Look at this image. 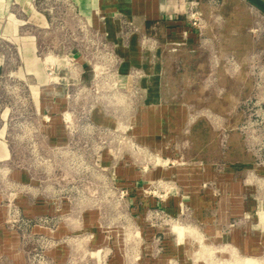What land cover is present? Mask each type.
<instances>
[{"label":"rangeland","instance_id":"rangeland-1","mask_svg":"<svg viewBox=\"0 0 264 264\" xmlns=\"http://www.w3.org/2000/svg\"><path fill=\"white\" fill-rule=\"evenodd\" d=\"M203 3L223 14L208 25L210 42L162 48L163 100L185 106L179 127L164 114L147 130L142 93L112 79L35 91L0 75V264H264V187L226 226L212 220L220 175L236 182L234 166L250 159L237 126L264 93V15L241 0ZM183 13L200 35L199 0ZM68 21L63 44L107 68L71 8ZM55 46L48 40V54Z\"/></svg>","mask_w":264,"mask_h":264},{"label":"crops","instance_id":"crops-1","mask_svg":"<svg viewBox=\"0 0 264 264\" xmlns=\"http://www.w3.org/2000/svg\"><path fill=\"white\" fill-rule=\"evenodd\" d=\"M31 0H17V12H1L5 21L0 28V39L7 45V50L0 52V75H8L14 80H23L30 90L48 91L49 63L59 61L63 54L72 56L78 62L77 79L82 84L89 83L92 77L90 69L91 57L86 52L68 50L63 41L68 36V13L70 9L63 7L61 1L50 5L46 0H37L35 7L29 5ZM189 0H72L76 14L86 20L91 28L101 33L103 38L114 47L119 57V73L124 81L135 83L142 93L136 105L142 106L140 120L158 122L164 114L174 118L175 127L181 126L185 119V106L181 103H165L162 88V48L166 43L183 42L185 38L170 28L165 32L166 25L171 17L184 20V8ZM61 2V3H60ZM208 23L214 24L215 19L223 22L222 13L211 11L209 5L199 0ZM241 2H243L241 0ZM210 4V3H209ZM243 4H246L243 2ZM248 14L253 10L243 7ZM60 10L65 18H57L51 11ZM72 11V10H71ZM59 20V27L50 28ZM137 29V30H135ZM48 40L55 42V48L48 54ZM187 44H201L198 35L191 34ZM111 47V46H110ZM61 77L65 80L59 87L64 90L66 81L70 82L69 70L62 68ZM44 100H48L47 97ZM34 97V104H36ZM212 128L224 127L225 118L220 117L219 123H214L210 117ZM150 128V127H149ZM238 133V132H237ZM180 134V132H179ZM240 136L241 134L238 133ZM243 141V137H242ZM244 142V141H243ZM243 144V143H242ZM244 153L249 160L234 166L240 176L236 182L230 179V174H221L218 179L221 196L217 202L219 210L212 211L217 217L219 227L226 226L233 217L243 215L253 207L252 196L256 187H264V169L255 168L254 158L247 151ZM213 168V166H210ZM238 191L240 193H238ZM238 193V194H237Z\"/></svg>","mask_w":264,"mask_h":264},{"label":"built area","instance_id":"built-area-1","mask_svg":"<svg viewBox=\"0 0 264 264\" xmlns=\"http://www.w3.org/2000/svg\"><path fill=\"white\" fill-rule=\"evenodd\" d=\"M57 1H61L63 7H68L69 9L71 8L73 9V11H75L72 0H55L54 3H52L51 0H46V2H49L50 5L57 4ZM36 4L37 0L29 1V5L32 7H35ZM0 9L1 12H6L7 14L19 11L17 0H0ZM51 13H53V11H51ZM76 15L79 16L78 14ZM4 21L5 17L2 15V13H0V28L2 27ZM79 22L81 30H85V32L89 33L91 36H94L97 40L100 41L101 44H103L105 50H103L101 58L108 59L109 63L107 68H102L101 66L94 68L91 65L90 69L93 75V79L91 81H93L94 79L97 81L101 79V77L104 79L108 78L112 79V85L114 88H119L121 90L126 89L127 91L132 90L139 93L135 83L124 81L121 78V75L117 68V65L119 64V57L117 56L114 47L103 38L99 31L91 28L86 20H82L79 17ZM169 22L173 23L172 25H170L172 30L177 34H181L185 38L183 42H186L188 37L193 34V29L196 28V22H192V17H188L187 21L185 19L181 20L179 19V17H171L169 19ZM198 36L201 39V29L200 35ZM176 44H179V42H176ZM62 68H66L67 70H69L70 78L72 79L70 82L66 81L65 90L69 91L71 88L73 89L76 87L79 90H86L88 88V85L82 84L77 79H74L77 78L78 75V62L68 54H63L59 61L49 63L47 72L48 84L54 85L56 87L65 82V80L60 75V71L62 70ZM260 87V84H258L257 90H259ZM247 102V105L250 106L251 104L252 107L248 108V110L246 111L247 113H245L241 124L237 126V130L243 137V141L247 151L254 158L255 168L264 169V93L259 92L255 97L249 99ZM209 116L215 119L214 123L220 122L219 116L212 113Z\"/></svg>","mask_w":264,"mask_h":264},{"label":"bare ground","instance_id":"bare-ground-1","mask_svg":"<svg viewBox=\"0 0 264 264\" xmlns=\"http://www.w3.org/2000/svg\"><path fill=\"white\" fill-rule=\"evenodd\" d=\"M244 2V1H243ZM245 3V2H244ZM247 4V3H246ZM249 5V4H247ZM252 9H254L255 11H257L254 7H252L251 5H249ZM259 12V11H257ZM260 13V12H259ZM261 14V13H260ZM199 21H200V26H201V43L205 44L210 42L208 35H207V30H208V20L206 19V16L203 12V10L201 9V5L199 2Z\"/></svg>","mask_w":264,"mask_h":264},{"label":"water","instance_id":"water-1","mask_svg":"<svg viewBox=\"0 0 264 264\" xmlns=\"http://www.w3.org/2000/svg\"><path fill=\"white\" fill-rule=\"evenodd\" d=\"M264 15V0H243Z\"/></svg>","mask_w":264,"mask_h":264}]
</instances>
